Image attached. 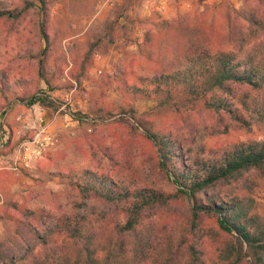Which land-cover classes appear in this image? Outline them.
I'll list each match as a JSON object with an SVG mask.
<instances>
[{"label":"trees","instance_id":"16d2710c","mask_svg":"<svg viewBox=\"0 0 264 264\" xmlns=\"http://www.w3.org/2000/svg\"><path fill=\"white\" fill-rule=\"evenodd\" d=\"M22 13L0 8V18L17 19ZM196 13L195 24L203 31L207 14L213 15L216 35L189 36L188 17L181 20L185 29L179 34L168 30L166 20L168 31L156 35L149 28L140 50L153 71L144 81L157 84L160 98L153 99L139 87L134 96L126 97L135 113L137 102L156 100L159 111L166 108L174 117L172 123L155 129L140 116L136 121L153 143L151 166L176 190L164 192L123 181L109 170L78 178L72 174L68 183L80 198L79 211L8 201L19 216L8 219L13 230L0 240V264H204L205 218L213 215L216 232L231 244L226 264H264V238L245 223L249 219L236 197L225 192L252 187L255 178L264 174V0H243L239 9L232 10L218 4L201 12L198 8ZM41 33L48 42L44 24ZM42 55H47L46 50ZM19 99L27 106L40 104L53 110L60 105L46 92ZM106 111L97 108L90 118H104ZM75 116L80 122L89 117ZM209 124L217 135L232 129L244 131L248 138L219 143L203 153L196 150L197 134ZM94 139L112 165L111 149L97 136ZM186 202L189 216L177 219L174 205ZM169 223L170 240L159 253L158 238Z\"/></svg>","mask_w":264,"mask_h":264},{"label":"rangeland","instance_id":"374dc122","mask_svg":"<svg viewBox=\"0 0 264 264\" xmlns=\"http://www.w3.org/2000/svg\"><path fill=\"white\" fill-rule=\"evenodd\" d=\"M242 3L243 0H0V8L23 12L17 19L0 18V141L7 139L0 148V240L11 236L13 222L9 217L19 216L8 201L30 208L53 210L61 206L68 213L79 211L80 198L68 183L72 174L78 178L86 172L109 170L123 181L174 192V183L163 179L151 166L155 157L153 143L136 121L140 116L155 129L172 123L174 117L166 108L159 111L156 100L137 102L139 112L135 113L126 98L134 96L138 87L153 99L160 98L157 84L151 79L144 81L153 70L142 56V42L149 28H154L156 35L163 30L182 33L185 23L181 20L186 17L192 23L189 36L211 38L217 33L212 26L215 19L207 14L203 31L200 24H195L197 9L201 12L227 4L232 10L239 9ZM164 20L170 29H166ZM42 24L47 29L48 42L42 36ZM44 50L46 56L42 55ZM117 77L124 78L123 85ZM112 79L115 84L109 83ZM104 83L109 86L104 87ZM37 92L57 99L59 108L27 106L19 99ZM97 108L108 111L104 118L93 120L90 117ZM77 113L82 118L89 117L80 122ZM19 116L35 129L46 125L50 136L42 156L28 165L16 161L17 151L20 143L35 132L33 129L27 136L15 134ZM243 132L231 129L217 135L209 124L197 134V143L206 150L200 146L196 150L207 153L219 143L246 140L248 135ZM94 136L111 149L112 165L98 149ZM225 192L228 197H236L249 219L245 223L263 239L264 174L255 178L252 187L237 186ZM173 208L177 209V219L189 216L188 202ZM205 220L204 264H226L230 241L216 232L215 215ZM167 226L158 238L159 253L170 240L171 224Z\"/></svg>","mask_w":264,"mask_h":264},{"label":"built area","instance_id":"2783aa9c","mask_svg":"<svg viewBox=\"0 0 264 264\" xmlns=\"http://www.w3.org/2000/svg\"><path fill=\"white\" fill-rule=\"evenodd\" d=\"M22 116L18 117L20 120L19 129L15 132L19 136H27L29 131L34 129L35 134L32 138H27L20 143L17 151V159L20 162H24L26 165L31 163L34 159H37L42 156V152L46 149V142L50 139L48 135L46 125H41L40 127H35L31 124L30 121L25 119H21ZM32 121V118H30ZM7 139L4 137L0 141V148L4 147L6 144Z\"/></svg>","mask_w":264,"mask_h":264}]
</instances>
